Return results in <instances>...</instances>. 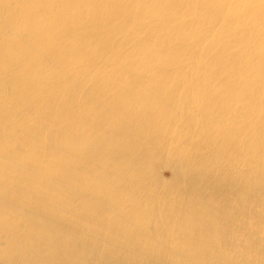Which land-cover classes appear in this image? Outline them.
Here are the masks:
<instances>
[{"label":"bare ground","instance_id":"obj_1","mask_svg":"<svg viewBox=\"0 0 264 264\" xmlns=\"http://www.w3.org/2000/svg\"><path fill=\"white\" fill-rule=\"evenodd\" d=\"M0 264H264V0H0Z\"/></svg>","mask_w":264,"mask_h":264}]
</instances>
